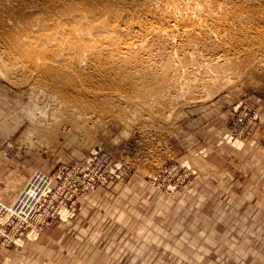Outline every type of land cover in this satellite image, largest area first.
Returning a JSON list of instances; mask_svg holds the SVG:
<instances>
[{
    "label": "rangeland",
    "instance_id": "1",
    "mask_svg": "<svg viewBox=\"0 0 264 264\" xmlns=\"http://www.w3.org/2000/svg\"><path fill=\"white\" fill-rule=\"evenodd\" d=\"M234 2L238 15L220 25L236 36L227 45L204 32L151 34L145 73L126 67L130 81L99 87L138 94L136 111L84 95L45 102L49 82L30 73L61 59L22 38L35 23L43 43L51 19L82 4L98 14L70 18L67 29L123 41L169 26L158 6L0 2V199L12 203L36 171L50 177L44 222L34 235L35 223L21 221L0 232V264H264V0Z\"/></svg>",
    "mask_w": 264,
    "mask_h": 264
},
{
    "label": "bare ground",
    "instance_id": "2",
    "mask_svg": "<svg viewBox=\"0 0 264 264\" xmlns=\"http://www.w3.org/2000/svg\"><path fill=\"white\" fill-rule=\"evenodd\" d=\"M234 1L235 0H147L149 5L158 6L160 12L169 17V26L158 27L150 25L148 30L144 34H141V36L136 35L134 37L131 36V38L127 37V39L123 41H117L115 33L99 35L93 33L92 30H84L79 26H73L67 29L63 23L70 18H94L98 14V12L87 11V8L82 4L72 10L63 12V15L52 18L50 24L54 29L41 31V35L45 40L41 44L33 37V33L36 32L33 25L35 23H31L28 25L29 33L22 38V41L25 42L28 47H42L45 49V52L55 51L54 56L60 57L61 59L58 65L45 60V70H42L43 76L40 71L39 73L31 72V79L44 77L45 81L49 82V88L45 90L43 88L41 93V96L44 97L45 95V102L49 96H52L54 99L55 96L59 95V104H61L65 102V98L69 96L84 95L103 101L114 99L118 102H122L124 108L129 104L131 108L136 111L142 108L138 104V94L135 95L136 93H131V95L128 93V95H125L117 90L110 92L99 87L102 85H109L108 83H119L121 80L130 81L131 78L129 76L125 77L120 75L123 74L125 70L123 72L122 70L126 67H133V71L130 70V72L134 74H137V72L145 73L144 66H148V61L146 60L144 62V49L141 44L145 42L146 37L151 34L165 33L167 36L174 38V35L177 36L179 34L181 36L182 33L194 32L198 35L204 32L208 39L211 38L214 39V41L218 39L222 41V44L226 43L227 45L228 42H231L234 38L236 39V36L229 29L224 26L222 28L220 25L227 22L229 18L231 21H234L235 17L238 15L239 11H237ZM0 2L5 5L7 3L11 5L12 0H1ZM43 2H48L47 9L56 10L63 0H43ZM230 2L232 3V7L230 11H226L225 9ZM221 10L225 11L219 16H216ZM185 19L189 20V22L185 23ZM208 19L213 21L211 25L207 24ZM113 30L116 32L118 27H113ZM180 31L181 33H179ZM229 39L231 41H229ZM87 40L90 42H87ZM233 42H235V40ZM72 44L78 47H72ZM222 55L224 56L225 54L223 53ZM138 62H140V64H137ZM136 65H140L141 67H135ZM54 67H57V69ZM84 67L90 68L94 73L93 76L97 77L93 78V76H88L89 78L86 77L84 81H81V79L76 78L71 72L72 68ZM130 76H132V73H130ZM29 77L23 82H26L28 87L33 90V85H31L32 80ZM133 78L134 75L132 76V79ZM138 81H140V79H138ZM118 83L116 85H118Z\"/></svg>",
    "mask_w": 264,
    "mask_h": 264
},
{
    "label": "built area",
    "instance_id": "3",
    "mask_svg": "<svg viewBox=\"0 0 264 264\" xmlns=\"http://www.w3.org/2000/svg\"><path fill=\"white\" fill-rule=\"evenodd\" d=\"M5 155L10 156L9 152H6ZM49 184L50 177L41 171H36L30 176L12 203L7 205L0 199V232L10 230L9 227L14 221H21L23 224L35 223L30 232L33 235L36 234L37 225L42 224L45 220V214L41 211V207Z\"/></svg>",
    "mask_w": 264,
    "mask_h": 264
}]
</instances>
